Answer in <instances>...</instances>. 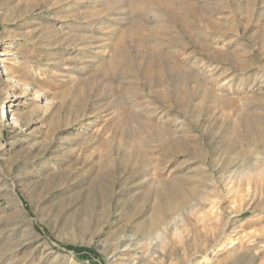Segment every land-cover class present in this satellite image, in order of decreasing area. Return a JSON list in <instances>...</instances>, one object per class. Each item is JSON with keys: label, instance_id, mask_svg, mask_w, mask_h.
Here are the masks:
<instances>
[{"label": "rangeland", "instance_id": "rangeland-1", "mask_svg": "<svg viewBox=\"0 0 264 264\" xmlns=\"http://www.w3.org/2000/svg\"><path fill=\"white\" fill-rule=\"evenodd\" d=\"M0 264H264V0H0Z\"/></svg>", "mask_w": 264, "mask_h": 264}, {"label": "trees", "instance_id": "trees-1", "mask_svg": "<svg viewBox=\"0 0 264 264\" xmlns=\"http://www.w3.org/2000/svg\"><path fill=\"white\" fill-rule=\"evenodd\" d=\"M77 252H79V251L77 250Z\"/></svg>", "mask_w": 264, "mask_h": 264}]
</instances>
